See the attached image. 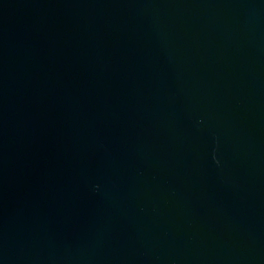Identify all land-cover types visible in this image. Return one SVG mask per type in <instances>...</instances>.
I'll use <instances>...</instances> for the list:
<instances>
[{
  "label": "water",
  "instance_id": "obj_1",
  "mask_svg": "<svg viewBox=\"0 0 264 264\" xmlns=\"http://www.w3.org/2000/svg\"><path fill=\"white\" fill-rule=\"evenodd\" d=\"M0 264H264V0H0Z\"/></svg>",
  "mask_w": 264,
  "mask_h": 264
}]
</instances>
